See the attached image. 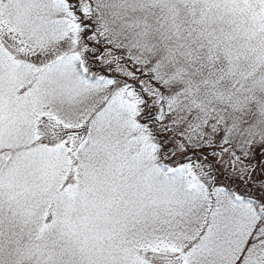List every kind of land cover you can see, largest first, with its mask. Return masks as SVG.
<instances>
[{"label":"snow or ice","instance_id":"obj_1","mask_svg":"<svg viewBox=\"0 0 264 264\" xmlns=\"http://www.w3.org/2000/svg\"><path fill=\"white\" fill-rule=\"evenodd\" d=\"M0 264H264V0H0Z\"/></svg>","mask_w":264,"mask_h":264}]
</instances>
